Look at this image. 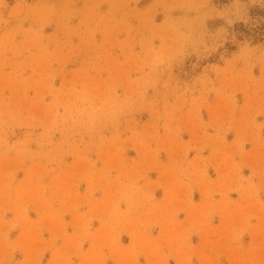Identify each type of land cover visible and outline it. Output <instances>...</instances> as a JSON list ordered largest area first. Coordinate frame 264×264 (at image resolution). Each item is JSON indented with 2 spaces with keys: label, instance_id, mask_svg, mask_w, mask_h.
Returning <instances> with one entry per match:
<instances>
[{
  "label": "rangeland",
  "instance_id": "1",
  "mask_svg": "<svg viewBox=\"0 0 264 264\" xmlns=\"http://www.w3.org/2000/svg\"><path fill=\"white\" fill-rule=\"evenodd\" d=\"M0 264H264V0H0Z\"/></svg>",
  "mask_w": 264,
  "mask_h": 264
}]
</instances>
